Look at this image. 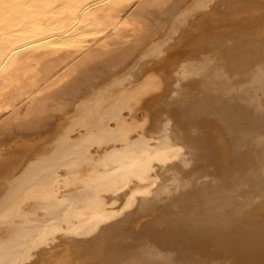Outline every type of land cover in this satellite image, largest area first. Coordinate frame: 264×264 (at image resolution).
<instances>
[{"label": "bare ground", "instance_id": "1", "mask_svg": "<svg viewBox=\"0 0 264 264\" xmlns=\"http://www.w3.org/2000/svg\"><path fill=\"white\" fill-rule=\"evenodd\" d=\"M0 264H264V0H0Z\"/></svg>", "mask_w": 264, "mask_h": 264}, {"label": "rangeland", "instance_id": "2", "mask_svg": "<svg viewBox=\"0 0 264 264\" xmlns=\"http://www.w3.org/2000/svg\"><path fill=\"white\" fill-rule=\"evenodd\" d=\"M1 111L3 112V110L0 109V120H2L3 118H5V117L8 116L7 113L6 114H3Z\"/></svg>", "mask_w": 264, "mask_h": 264}]
</instances>
